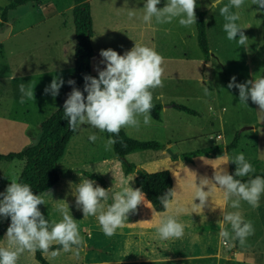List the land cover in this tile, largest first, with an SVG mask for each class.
Here are the masks:
<instances>
[{
	"label": "crops",
	"instance_id": "crops-1",
	"mask_svg": "<svg viewBox=\"0 0 264 264\" xmlns=\"http://www.w3.org/2000/svg\"><path fill=\"white\" fill-rule=\"evenodd\" d=\"M7 2L8 0L3 3L0 2V6H4ZM25 2L30 3V6L28 10L23 13V17L26 18V20L21 26L15 28V24L7 14L6 21L0 18V23H2L0 27L1 60L5 63L0 71V87L2 90H4V86L6 87L5 96L10 100L9 108L12 110V114L8 112L7 117L0 116L1 153L20 150L30 143L31 137H29V134L25 133L30 131V126H38L40 121L58 107L64 95L62 91L63 88H65V83L74 69L73 52L76 40L74 37L72 18H69V14L71 16L72 4H70V2L65 5H61V3L56 4L54 0H25L23 3ZM145 2L146 0H115L116 9L112 10L104 7L100 14H96L94 12V7H92V0H88L91 18L90 43L94 50V55L91 56L89 60V76L97 78L98 73L95 69L99 67L102 70L104 67L101 63L103 58L99 55L102 49L111 48L123 55L125 51L133 48L134 44H139L150 47L161 55L163 57L162 67L164 69L162 75L163 87L153 90V104H161L159 118H152L151 123L147 126L143 125L141 122L138 129L122 128L126 135L132 138L139 140H155L159 142L161 148L156 150H137L127 153L125 155L126 160L131 162L134 166L129 172H125L124 165L114 155L113 150L105 151L104 149V140H106L108 136L104 133H100L89 125L80 126L77 131H73L62 156L56 162L58 180L41 192L50 191L51 193V196L44 197L46 204L38 206L41 213L45 216V219L50 222H59L62 219V216L59 215L55 207H57L59 201L62 200L61 196L64 194L65 196L69 194V201L72 203L73 209L78 210L75 206V197L72 195V191L75 185H78L85 176L87 178H103L104 184L102 187L105 189L112 187L114 183L120 182L128 177L132 184L130 187L135 190L134 178L140 173L168 169L169 171H167L171 177V191H174V195L171 196L170 199L176 201V203L172 205L171 210H168V214L175 215L179 222L186 225L184 228V238H186L188 230L192 233V226L194 223H197L196 220H199V228L200 224H203V218H216L217 222L222 220V210L216 207L222 204V193L219 191L217 195L213 197L209 196L207 206L203 208L201 214L198 215L193 212L189 215V213L192 212L190 202L195 195V189L192 186L193 180L197 186H199L202 178L206 177L211 180L214 168L222 163L221 160L216 159L217 157L224 155L234 157L242 152L246 160L255 165L254 168L262 170L259 166H256V163L259 160H264V157L255 154V146L252 153H246L242 149L243 147L241 146L242 143L240 140L241 132L237 134L238 138L236 145L227 148L230 142L229 139L231 137L233 138L236 134V128H234V131L226 138L220 130L215 133V131L210 128L213 127L214 122L208 124L209 128L205 127L201 119L202 111L197 107L199 104L196 103V106L191 104L185 105L196 111V114L185 113L173 106L175 103L179 104V102L175 100V83L194 80L198 84H206L205 74H207L208 70L211 71V58H209L207 62H203L196 43L194 25L191 27H182L179 25L178 20H173L171 23L166 24H156L154 18L151 24L144 23L142 20V7ZM166 2L167 0H160L157 8H162ZM200 2L201 0H196V5L199 9H202L199 7ZM129 11H134L135 15L130 17ZM206 15L205 11L204 21L206 38L208 49L211 50L209 42L210 33L208 31ZM53 18L59 20H54L56 23H54L53 26L51 25L52 23L46 24V21H53ZM45 30H47V34L44 35V37L43 34ZM23 33H27L29 36H32L33 39H29V42H27L24 47L19 48L18 52H13L11 46H8L6 42L13 36ZM38 33L42 34L39 39H35ZM98 35L102 36L101 40L96 38ZM21 45L22 43H20V46ZM16 53L21 54V57L17 59V62L13 63L10 61L11 56ZM18 64L22 65V70L16 69V65ZM202 65L204 66L203 70H201ZM202 71L204 74L203 77L201 76ZM56 76L61 77L65 83L62 88H60L59 95L53 98L51 95L44 94V88L49 85L53 77ZM16 83H24L26 86H33L34 100H26L24 104H21L19 101L16 102L21 96V94L17 95L12 92L13 85ZM209 88L210 87L207 86V89ZM200 96H203V94H200ZM200 96H196L197 100L202 99ZM206 108L209 110L212 109L211 99ZM16 110H20V112L16 114ZM210 113L214 115L213 111ZM258 128H260V126H253L252 124L244 129H249L253 132ZM262 130H264V127ZM92 133L97 134L103 139H98L95 143L90 142L88 137ZM8 141H10V143H8ZM182 143H186L188 147L184 151H181L179 148ZM167 147L170 151H172L171 149L173 147L175 149L178 148V151H175L173 157H177L179 154L183 157L177 171L173 170L172 172V170L166 166H155L156 163L169 158L170 155L165 151ZM198 149H206L207 152L193 155L184 154ZM84 155L86 159H83ZM65 157L67 158L65 169L68 172L64 173V177L62 178L58 167L60 160ZM68 160H70V162H68ZM2 162H4V165H2L3 171L0 172V192H4L11 181L17 180L18 174L24 166V158L0 161V166ZM118 162H120L121 165H118ZM111 165L117 168V176H109ZM262 166L264 167V164H262L261 167ZM84 167H87V170H85ZM220 167L225 168L228 173H234L236 165L229 162L228 164L220 165ZM103 168L106 169L105 172H107V174H105ZM79 169L86 171L88 175L81 173ZM120 190L122 189L118 191ZM202 190L208 191L209 189L205 186ZM215 192L214 190V194ZM193 203L198 204L199 200L195 199ZM181 206L186 207L188 211L177 214L176 209ZM165 211L164 208L162 210H157L153 204L144 198L137 206V210L127 215V221L121 229H128V235H137V251L136 258L134 259L136 262L143 264L166 260L168 262H173L171 264H197L189 261L214 257V264H228L229 261L239 262L241 264H264V193L261 194L259 207L255 209L243 201L241 202L240 209H232L230 207V202L229 205L224 206L225 212L239 211L245 221H251L253 224L254 234L247 238L243 246L236 241L235 246H224V248H219L217 246L216 250L212 253L210 251H195V248L190 249L187 242L184 241L183 246L178 249L172 248L171 251L173 252L170 251L169 254L163 257L150 254L143 256V252L139 247L141 246V237L145 235L146 238H148L146 242H148L150 246H156L157 239L154 238V235L159 219L158 214ZM54 212L57 216L48 217V214L50 215ZM73 219L76 220L78 224L79 232H83L85 228L92 227L93 225H99L98 221L88 220L89 217L83 218L82 211L80 210L78 213L76 211ZM207 224L209 223L203 224V232L207 231ZM193 230L196 232L194 226ZM219 231L220 225L217 223L216 234L218 236ZM5 232L6 231L1 235L0 245L3 244ZM89 235L88 232L87 236L89 237ZM170 242L171 240L162 241V243H166L164 246L172 245ZM91 248L92 247L88 248L85 246V250H90ZM25 254L28 260L29 256L35 260L28 252H25ZM127 260L129 259H125L124 261ZM48 263L87 264L88 262L78 258L72 263H57L52 261ZM33 264H37L36 261Z\"/></svg>",
	"mask_w": 264,
	"mask_h": 264
},
{
	"label": "clouds",
	"instance_id": "clouds-1",
	"mask_svg": "<svg viewBox=\"0 0 264 264\" xmlns=\"http://www.w3.org/2000/svg\"><path fill=\"white\" fill-rule=\"evenodd\" d=\"M159 3L160 0H146L142 7L144 23L151 24L154 18L156 24L171 23L173 20H178L182 27L196 24V0H167L162 8H157ZM244 3L245 0H228L227 4L219 7V14L225 21L222 28L227 39L236 41L238 45L248 49L249 39L244 34L245 28L236 23L240 19V13L232 11L233 8L241 9ZM220 4L222 0H212L210 6L215 8ZM251 5H255L258 12L264 11V0H251ZM134 15V11H129L130 17ZM99 55L103 58L101 63L104 67L102 70L99 67L95 69L97 78L84 76L83 92L75 87L74 80L67 81L72 90L64 101L63 113L71 131H77L82 125H89L100 133L112 134L103 144L105 151H111L117 143L114 137L119 135L122 128L138 129L141 122L145 126L151 123L153 90L163 87V57L154 49L139 44H134V47L123 55L111 48L100 50ZM64 83L61 77H53L51 83L44 88V94L53 98L58 96ZM33 88L31 85L26 87L24 83L18 85L21 104L26 100H34ZM227 88L238 89L240 104L247 106L250 99L258 105L257 114L264 120V76L244 83H236V77L232 76ZM205 94H208L207 89ZM98 139L103 138L95 133L88 137L92 143ZM216 159L222 163L214 168L211 180L202 178L199 186L193 180L195 195L190 202L192 212L189 215L193 212L201 214L207 206L210 191H219L222 193V204L214 206L222 210V220L217 222L220 225V242L224 246L233 247L238 241L243 246L247 238L254 234L253 224L251 221H245L239 211L225 212L224 206L230 202L232 209H240L243 201L253 209L258 208L261 194L264 193V177L255 176L246 182L237 179L255 171L242 152L234 157L224 155ZM229 162L236 165L234 174H229L225 168L220 167ZM205 186L208 191L202 190ZM72 195L75 197L76 208L82 211L83 218L96 217L101 231L108 237L115 235L116 230L125 225L127 215L134 213L144 200V193L139 188L134 190L128 185L113 192L111 188L100 187L90 179H83L75 185ZM173 195L174 191L169 190L159 197L166 210L158 214L154 238L159 241L181 239L184 236L186 225L179 222L175 215L168 214V210L176 203L169 199ZM45 196H51L50 191L34 194L30 185L16 180L11 181L4 192H0V218H10L3 244L0 245V264H18L23 253L28 252L34 257L37 251H41L49 260H54L62 252H72L79 258L80 251L86 245L76 220L70 214L68 203L59 201L57 211L62 219L59 222H50L38 208L39 205L46 204ZM110 198L113 203L106 206ZM195 199L199 200L198 204L193 203ZM176 211L179 214L188 209L181 206ZM54 245L59 247L54 249Z\"/></svg>",
	"mask_w": 264,
	"mask_h": 264
},
{
	"label": "rangeland",
	"instance_id": "rangeland-1",
	"mask_svg": "<svg viewBox=\"0 0 264 264\" xmlns=\"http://www.w3.org/2000/svg\"><path fill=\"white\" fill-rule=\"evenodd\" d=\"M7 0H0L1 3L6 2ZM56 4L65 5L68 2L72 4V0H54ZM212 0H201L199 7L206 11V22L208 26V31L210 33V58H211V71L208 70L207 74H205V82L206 84H198L194 80L189 81H179L175 83V96L179 104H191L200 108L202 111L201 119L204 122L206 128H209L208 124L210 122H214L213 127H210L212 130L218 131L220 130L223 133V136L228 138V136L234 131L236 128V134L241 132V146L242 149L246 153H252L254 146H255V154L258 156L264 157V130L263 124L264 120H261L257 114L258 105L251 102L249 99L247 101V106L239 103V96H238V89H228L227 84L230 81L232 76L236 77V83H244L247 80L255 79L261 76H264V11H257L255 5H251V0H245V3L241 9L233 8L232 11L236 12L239 11L240 19L236 21L238 25L245 28L243 29L244 34L248 37V49L244 46H240L237 44L236 41H229L227 39L226 33L223 31L222 25L225 22L224 18L219 14V7H222L223 4H227L228 0H222V4L219 6L212 8L210 5ZM92 4L94 7V12L96 14H100L103 11L104 7L107 9H116L117 6L115 5V0H92ZM73 5V4H72ZM71 5V6H72ZM30 3H22L17 5L13 10H9L7 12V16L13 21L15 24V28L24 24L26 18L23 17V13L28 10ZM69 14V18H70ZM54 20H59L53 18L52 20L46 21L47 23H52L53 26ZM49 30V29H48ZM57 33V31H56ZM42 33H38L35 37L40 38ZM47 34V30H45L44 35ZM45 37V36H44ZM98 40L102 39V36L98 35L96 37ZM238 38V37H237ZM29 39H33L32 36H29L27 33L18 34L13 36L10 40L6 42L8 46H11L13 52H18L19 48L24 47ZM37 41V40H36ZM20 43L22 45L20 46ZM1 50H0V71L2 70V66L5 63L1 60ZM21 57V54L16 53L15 55L11 56V62H17V59ZM20 62V60H19ZM17 67V68H16ZM17 70H22V65H16ZM203 77V71L201 73ZM19 83L13 85L12 92L14 94H21L18 89ZM29 86V85H28ZM207 86L210 88L207 89ZM27 87V86H26ZM1 89L0 87V116L7 117L8 112L12 114V110H10V100L7 99L6 90ZM62 88V87H61ZM205 89L208 90V94H205ZM38 91V90H36ZM65 88H63L62 94H64ZM203 94V96H200ZM197 95H199L202 99L197 100ZM212 97V98H211ZM208 98V100H207ZM212 109L209 110L206 108L207 104L210 102ZM16 100V102H18ZM214 112L212 115L210 112ZM20 110H16V114L19 113ZM260 126L256 131H251L249 129H244L245 126ZM38 132L37 126H30V131L26 132L25 134H29V137H34ZM230 138V137H229ZM233 138L231 137L229 140L231 141ZM10 143V141H8ZM168 148V147H167ZM180 150H186L187 145L186 143H182L180 145ZM11 150V149H9ZM172 153L178 151V148L175 149L174 147L171 149ZM1 152V151H0ZM169 154V153H168ZM179 154V153H178ZM254 154V155H255ZM170 155V154H169ZM86 156L84 155V158ZM183 159L180 154L177 157L169 156L167 160L160 161L156 163L155 166H166L173 170H178L180 161ZM70 162V160H68ZM67 163V158H63L59 162V170L64 177L63 174L68 172L65 169V165ZM118 165H121L118 162ZM256 166L263 169L261 167L264 164V160H259ZM2 165L4 162L1 163L0 172L3 171ZM197 166V164H196ZM254 167L255 165L252 164ZM122 167V166H121ZM152 168V167H151ZM87 170V167H84ZM255 171H258L257 168H254ZM81 173L86 174V171H82L79 169ZM104 172L106 171L103 168ZM168 170V169H166ZM169 171V170H168ZM110 177L117 176L118 170L113 165H111L109 169ZM107 174V172H105ZM84 179H90L95 181L96 185L100 187L103 186L104 180L103 178L97 177H84ZM132 185L130 183V179L127 177L120 182H116L110 187L113 192H117L122 187ZM95 186V185H94ZM107 188V189H110ZM217 192L214 194L211 191L210 196L217 195ZM69 195V194H68ZM65 194L61 196V199L64 200L69 205V211L72 217L78 213L79 210H74L72 203L69 201L70 197ZM111 197V193H109ZM113 203L112 199L110 198L107 204ZM57 210V207H55ZM53 215V216H52ZM61 216V214L59 213ZM57 216L54 212L53 214H48V217ZM59 216V217H60ZM57 217V218H59ZM2 220V221H1ZM6 219L0 218V225L5 223ZM88 220H95L97 221L96 217L89 216ZM196 224L194 223V228L196 232L193 230L192 226V233L190 230L187 232L186 238L184 236L181 239H173L170 243L172 245L164 246L166 243H162V241L157 240L156 246H150L146 240V236H142L140 240L141 251L143 252V256L145 255H153L158 257H163L166 254H169L172 248L178 249L184 245V241L187 242L188 247L190 249L195 248V251H210L214 252L217 248H224V245L221 244L219 236L216 234V218L205 219L203 218L202 223H209L207 224L206 232H203V224H200L199 228V220H196ZM215 222V223H213ZM89 232V237L87 233ZM80 235L83 237L86 246L88 248L92 247L90 250H83L80 251L79 259H83L84 261L88 262L87 264H140L134 260L136 258V251H137V235L132 234L128 235V229H121L118 228L116 230L115 235L108 237L106 236L100 228V225H93L92 227L85 228V231L80 232ZM151 237V236H149ZM58 248V247H57ZM100 249V250H99ZM208 249V250H207ZM166 250V251H165ZM173 252V251H171ZM42 254V253H41ZM42 256L46 259L47 262H57V263H72L75 262L78 258H76L72 252L63 253L55 258L54 260H49L48 257L44 254ZM35 259V258H34ZM125 259H129L124 261ZM131 259V260H130ZM214 257H208L199 260L189 261L191 263L197 264H214ZM40 264L36 259L29 256L28 257L25 253H23L19 260L18 264H33V263ZM171 264L173 262H168L166 260H159L155 263H143V264ZM188 264V263H187ZM228 264H241L239 262L229 261Z\"/></svg>",
	"mask_w": 264,
	"mask_h": 264
},
{
	"label": "trees",
	"instance_id": "trees-1",
	"mask_svg": "<svg viewBox=\"0 0 264 264\" xmlns=\"http://www.w3.org/2000/svg\"><path fill=\"white\" fill-rule=\"evenodd\" d=\"M25 0H8L4 6H0V18L3 21L7 19V12L14 9L17 5L22 4ZM71 18L75 37V46L73 52L74 69L68 80L75 81V87L83 92L84 76L89 75V60L94 55V50L90 43L91 35V18L88 0H72ZM197 22L194 25V34L196 43L200 51L203 62L210 58L208 43L205 31L204 15L205 10L195 8ZM2 23H0L1 27ZM203 65L201 70H203ZM202 73V72H201ZM202 75V74H201ZM65 83V92L56 109H54L46 118L38 124V132L26 146L17 151L0 152V161H10L13 159L24 158V166L18 174L17 180L20 183H26L31 186L34 194H40L58 180V170L56 162L62 156L65 146L70 139L73 131L70 130L67 119L64 117L63 104L67 94L71 92L72 86ZM85 96L86 93H83ZM151 109V116L154 119L159 118L161 104L155 103ZM173 106L185 113L196 114V111L189 107L175 103ZM106 136H110L107 132ZM117 143L113 146L114 155L124 165L125 172L133 168V164L128 162L125 155L132 151L144 149H160L161 144L155 140H139L132 138L121 129L118 136L114 137ZM238 135L235 134L233 139L228 143L227 148L236 145ZM206 149H198L184 153L193 155L206 153ZM229 174H234L230 172ZM255 176L264 177V169L254 171L246 177H237L243 182L254 178ZM135 189L139 188L144 193V198L149 201L157 210H162L163 205L159 197L171 190V177L167 170H157L154 172H142L134 178ZM170 199V197H169ZM10 224V218H6L5 223L0 225V238ZM59 247L54 245L53 248ZM34 258L40 264H49L42 256L41 251H37Z\"/></svg>",
	"mask_w": 264,
	"mask_h": 264
},
{
	"label": "water",
	"instance_id": "water-1",
	"mask_svg": "<svg viewBox=\"0 0 264 264\" xmlns=\"http://www.w3.org/2000/svg\"><path fill=\"white\" fill-rule=\"evenodd\" d=\"M118 54H120V53H118ZM120 55H122V54H120ZM245 127H247V126H245ZM245 127H244V128H245ZM165 151H166L167 153H169L171 156H174V153H172V152L170 151L169 148H165Z\"/></svg>",
	"mask_w": 264,
	"mask_h": 264
}]
</instances>
